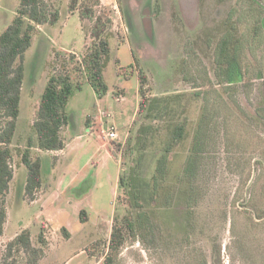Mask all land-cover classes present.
<instances>
[{
    "label": "rangeland",
    "instance_id": "374dc122",
    "mask_svg": "<svg viewBox=\"0 0 264 264\" xmlns=\"http://www.w3.org/2000/svg\"><path fill=\"white\" fill-rule=\"evenodd\" d=\"M258 1L264 7V0ZM18 3L0 0V34L14 19ZM44 3L47 23L37 27L24 56L12 147L22 149L32 133L56 51L75 53V60L66 58L64 66L73 84H81L66 106L70 123L62 130L63 140L73 145L39 155L43 183L31 204L24 196L26 168L19 157L13 158L0 264L104 260L114 210L126 207V193L117 186L121 165L115 149L125 142L140 99L132 52L148 76V97L179 93L170 114L153 123L159 131L149 139L143 176L149 178L163 153L167 125L183 121L185 138L165 154L169 172L162 182L188 180L198 188L199 223L190 245L178 241L164 258L129 236L113 264H264V10L258 15L240 0H206L204 5L198 0H76L75 10L71 0ZM97 21L100 28L93 32ZM230 30L239 33L240 41L227 53V83H219L214 54L219 61L218 36L230 41ZM100 31L109 38L111 53L103 72L108 90L98 96L86 82L80 57ZM204 75L215 76L212 87L204 86ZM0 124L5 120L0 118ZM110 126L118 132L116 140L106 138ZM93 141L103 148L87 163ZM81 211L87 223L80 222ZM41 227L46 246L37 241ZM24 230L30 231V247H12L7 254L8 243Z\"/></svg>",
    "mask_w": 264,
    "mask_h": 264
},
{
    "label": "trees",
    "instance_id": "16d2710c",
    "mask_svg": "<svg viewBox=\"0 0 264 264\" xmlns=\"http://www.w3.org/2000/svg\"><path fill=\"white\" fill-rule=\"evenodd\" d=\"M225 1L218 0V3L223 4ZM240 1L245 7H251L256 13L264 10L258 0ZM198 2L200 5H204L206 0H198ZM75 4L76 0H71L72 10H75ZM241 6L239 7L241 8ZM259 13L257 14L259 15ZM80 17H84L81 12ZM46 19L44 0H19L14 19L0 34V118L5 120V124L0 126V237L4 234L7 218L4 199L13 180L14 173L11 164L13 158L19 157L20 162L26 168L24 196L28 202H32L43 183L41 159L39 156H34L35 150L47 153L64 148L62 130L70 123L66 106L74 92L81 90V84H73L68 70L64 66L66 58L75 60V53L71 52L65 55L61 51H56L31 125L32 133L22 149L12 147L16 122L20 114L24 56L33 44V36L37 27L47 23ZM56 19L57 16L53 18V21ZM235 19L232 17L231 24L234 25ZM99 28L100 23L97 21L91 30L95 32ZM217 30L220 32L219 27ZM222 32L226 34V31ZM229 32H232L230 41L224 39L225 37L221 38L222 34L218 36L219 43L222 45V49L218 53L220 59L216 61L215 54L213 59L214 73L217 78L221 79L219 83H227L225 79L228 72L224 65L228 58L227 53L233 45L236 46L240 41L238 32H233V30ZM93 39L94 41L85 48V53L80 57V63L86 74V82L98 96H101L105 95L108 90L103 72L110 59V40L102 35L101 31L97 32ZM120 42L123 44L122 40ZM132 59L133 66L137 71L140 99L136 117L129 128L125 142L116 144L115 149L117 153H120L121 165L117 186L119 190L126 193V207L122 211L118 207L114 210L107 253L101 264H113L114 258L121 251L129 236L136 238L146 249L154 251L158 257L164 258L166 253L175 248L178 241L190 245V240L196 233L199 223L200 197L198 188L188 180L186 184L180 180L175 181L176 185L166 184L165 186L162 182L164 176L166 178L169 172L168 159L166 163L164 161L165 154L185 138L186 124L183 121L181 124L167 125L169 138L163 148V153L155 160L149 178L143 176L142 160L144 161L149 139L157 128L153 123L160 121L164 115L170 114L176 105L179 93L172 98L167 94L148 97L146 92L148 76L134 52H132ZM59 65L63 68L61 71H56ZM214 80L215 76L214 79H211L204 75V86L212 87ZM198 85L203 86L201 83ZM215 86H217L216 83ZM262 93V101H264V89H262ZM214 94H217L216 91ZM263 103H260V109L264 116ZM157 131H159L158 128ZM192 170L188 164L186 172L190 173ZM79 220L81 223L88 222L85 211L80 212ZM62 231L69 236L65 229ZM43 235L41 227L37 241L42 246H46ZM8 247L7 254H10L9 250L12 247L28 249L30 247V231L21 232L8 243Z\"/></svg>",
    "mask_w": 264,
    "mask_h": 264
},
{
    "label": "crops",
    "instance_id": "0c3cea01",
    "mask_svg": "<svg viewBox=\"0 0 264 264\" xmlns=\"http://www.w3.org/2000/svg\"><path fill=\"white\" fill-rule=\"evenodd\" d=\"M117 135H118V132H117ZM93 143H95L94 141H93ZM70 145H73V143H72V141H70L69 143H66L65 141H64V148L63 149H65L66 147H68V146H70ZM91 145H92V143H91ZM93 147H94V152L89 156V158L87 159V163H88V161L90 160H92L94 157H95V155H96V152L98 153L99 151H100V148L102 149L103 147L102 146H99V145H97V142L95 143V144H93ZM43 153H45V152H39V151H37V150H35V154H36V156H39L40 154H43ZM51 153H53V152H50V154ZM106 154H109V151L106 149V152H105ZM45 154H49V152H47V153H45ZM110 161V160H109ZM118 175H119V173H118ZM71 181L72 182H74V180H73V178L71 179ZM47 198H49L48 196L46 197V199ZM47 200H45L44 202H46ZM30 204L31 203H34V201H32V202H29ZM49 206H50V204H47V208H49ZM48 211V210H47ZM47 220V219H46ZM48 221V220H47Z\"/></svg>",
    "mask_w": 264,
    "mask_h": 264
},
{
    "label": "built area",
    "instance_id": "2783aa9c",
    "mask_svg": "<svg viewBox=\"0 0 264 264\" xmlns=\"http://www.w3.org/2000/svg\"><path fill=\"white\" fill-rule=\"evenodd\" d=\"M106 138H109L110 140H116L118 138L117 131L114 126L109 127L106 132Z\"/></svg>",
    "mask_w": 264,
    "mask_h": 264
}]
</instances>
